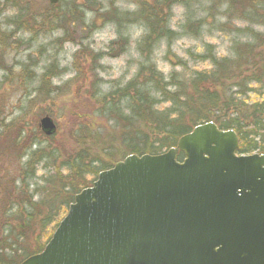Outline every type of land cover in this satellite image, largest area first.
Here are the masks:
<instances>
[{
	"label": "trees",
	"instance_id": "16d2710c",
	"mask_svg": "<svg viewBox=\"0 0 264 264\" xmlns=\"http://www.w3.org/2000/svg\"><path fill=\"white\" fill-rule=\"evenodd\" d=\"M87 1L88 10L98 12L95 0ZM130 1L136 5L133 11L122 12L113 6L97 13L101 18L108 15L119 27L120 37L110 46L112 56L126 50L127 38L121 37V31L127 23H137L144 30L137 40L142 61L135 75L99 99L116 131H106V138L97 144L98 137L85 127L81 133L89 134L90 143L78 141L81 146H75L66 157L58 153L61 147L36 140L19 155L21 164L15 179L19 188L14 191L13 182L5 193L13 188L12 192L2 198L3 207L10 208L4 213L0 231V264H20L40 252L75 194L91 185L101 170L128 154L161 153L200 123L214 121L221 129L235 130L240 154H264V31L256 28L264 25V0ZM176 5L184 8L183 33L200 37L205 29H215L235 35L231 55L217 56L208 43L202 53H190L194 60L210 62L208 69L185 73L187 63L179 59L177 65L184 73L174 70L166 76L159 70L153 61L156 49L165 41L166 53H172V44L180 34L171 26ZM58 19L64 25L72 20L65 15ZM183 157L180 153L179 158ZM44 163L52 170L42 177V184L33 183L39 165ZM7 249L9 253L4 252Z\"/></svg>",
	"mask_w": 264,
	"mask_h": 264
},
{
	"label": "water",
	"instance_id": "95a60500",
	"mask_svg": "<svg viewBox=\"0 0 264 264\" xmlns=\"http://www.w3.org/2000/svg\"><path fill=\"white\" fill-rule=\"evenodd\" d=\"M40 127L56 130L49 115ZM239 143L207 121L161 153L116 161L21 264H264V154Z\"/></svg>",
	"mask_w": 264,
	"mask_h": 264
},
{
	"label": "rangeland",
	"instance_id": "374dc122",
	"mask_svg": "<svg viewBox=\"0 0 264 264\" xmlns=\"http://www.w3.org/2000/svg\"><path fill=\"white\" fill-rule=\"evenodd\" d=\"M57 5L54 8L56 5L49 0H0V32H6L0 34V231L4 213L10 208L3 207L2 198L9 196L13 188L8 194L5 191L13 182L14 191L19 188L15 180L21 164L19 155L36 140L45 146L51 142L61 147L58 153L66 157L75 146H81L78 141L90 143L89 134L81 133L85 127L98 137L97 144L106 138V131L114 133L115 122L107 117L99 99L128 82L142 61L137 40L143 28L127 23L121 31V37L127 38L126 50L112 56L110 46L120 37L119 27L108 15H97L113 6L122 12L133 11L136 5L132 1L95 0L98 12L88 10L87 0H60ZM59 15L72 20L64 25L56 20ZM183 22L184 8L176 5L171 26L180 34L172 44V53H166L164 41L153 55L166 76L174 70L184 73L177 65L179 59L187 63L185 73L208 69L210 62L190 56L191 52L202 53L208 43L217 56L231 55L235 35L205 29L200 37H193L182 32ZM256 28L264 31V25ZM45 115L56 124L52 135H46L40 127ZM50 136L53 140L47 139ZM46 165H39L33 183H43L42 177L52 170ZM2 235L0 232V238Z\"/></svg>",
	"mask_w": 264,
	"mask_h": 264
}]
</instances>
